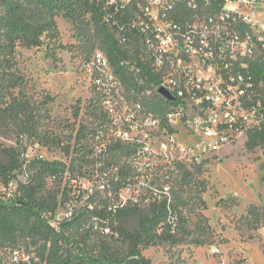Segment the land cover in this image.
<instances>
[{
  "label": "rangeland",
  "instance_id": "rangeland-1",
  "mask_svg": "<svg viewBox=\"0 0 264 264\" xmlns=\"http://www.w3.org/2000/svg\"><path fill=\"white\" fill-rule=\"evenodd\" d=\"M144 2L123 0L124 12L133 17L142 12ZM226 7L243 14L254 9L264 19V0H228ZM56 24V34L44 35L37 48H17L15 59L17 70L28 80L23 92L30 102L37 104L46 96L52 98L45 105L48 117L42 112V134L57 136L62 144H39L0 130V160H6L4 152L13 149L20 164L8 187L0 184V199L6 201L9 194L19 193L20 184L30 181V163L34 159L64 163L69 172L45 179L37 198L56 203L55 212L48 216L51 224L72 240L82 242L87 251L99 239L112 236L110 228L93 218L91 208L85 204L93 200L98 204V198L106 196L103 188L97 187L102 178L114 194L110 200L114 203L125 204L146 190L164 187L170 198L178 196L181 200L178 210L183 219L175 221L181 240L143 249L141 254L150 264H264L263 146L248 149L247 139L243 138L217 153L189 160L191 154L200 152L196 149L200 141L179 128L175 147L165 155L159 144L161 134L146 138L147 129L142 124L132 128L134 124L126 122L125 117L118 125L129 130L134 141H119L105 111V99L124 109L140 102L148 110L146 99L115 71L118 87L107 92L99 90L92 57L95 52H103L100 45L97 42L91 49L79 41L71 24L61 17ZM116 37L128 61L147 60L142 39L134 32L126 29L125 39L120 33ZM4 102L7 99H0V106ZM189 148L191 154L182 152ZM123 176L127 177L119 189L114 184ZM88 196L92 198L87 201ZM124 225L131 229L136 220H127ZM119 244L123 250V243ZM34 250L20 241L2 248L0 260L9 262L11 254L19 252L22 260L18 264H40Z\"/></svg>",
  "mask_w": 264,
  "mask_h": 264
},
{
  "label": "trees",
  "instance_id": "trees-1",
  "mask_svg": "<svg viewBox=\"0 0 264 264\" xmlns=\"http://www.w3.org/2000/svg\"><path fill=\"white\" fill-rule=\"evenodd\" d=\"M214 1L212 0L213 6L210 9L200 12H212L218 6ZM106 2L107 0L0 1V99H7L0 106V130L12 131L18 138H28L39 144L50 143L55 147L62 144L57 136L42 134V112H45L43 116L47 118L45 105L52 98L46 96L37 104L30 102L23 92L28 80L17 70L15 59L17 48H37L44 35L56 34V19L59 17L68 21L77 39L91 49L98 42L114 71L126 79L127 83H131L134 91L138 90L134 82L135 73L120 64L121 60H128V57L120 49V40L116 37L132 15L109 7ZM170 13L172 19L183 22L190 20L195 12L175 4ZM113 21L115 24H112ZM137 64L143 66L139 62ZM140 76L145 79L147 86L159 84V80L146 66L141 68ZM146 103L149 111L159 115L170 105V102L160 97L147 100ZM259 144L264 145V132L250 133L246 147L253 149ZM66 153H70V145L66 147ZM4 155L6 160H0V184L8 187L20 164L13 149L6 150ZM30 167V181L26 185L20 184L19 193L15 192L11 200L0 199V250L24 241L35 247L34 253L40 264H150L141 254L143 249L165 243L174 244L181 240L176 233L175 222L183 219L178 210L181 201L178 196L170 198L168 191L165 192L164 187H161L146 190L141 196H134L135 202L130 200L125 204L114 203L110 201L114 194L102 178L97 187H102L106 196L98 198V204L95 200L85 204L86 208H91L89 213H92L93 218L110 228L112 236L109 239H99L86 251L82 242H76L64 231L50 226L49 217L55 212L56 203L37 198L45 179L61 177L69 172V168L62 162L38 158L31 161ZM126 177L120 178L114 186L122 188L123 185H120ZM93 192L92 196L95 194ZM92 196H88L87 201ZM130 219L136 220V225L128 229L124 222ZM114 235L118 238H113ZM119 242L123 243V250ZM9 262L0 260V264H11Z\"/></svg>",
  "mask_w": 264,
  "mask_h": 264
},
{
  "label": "built area",
  "instance_id": "built-area-1",
  "mask_svg": "<svg viewBox=\"0 0 264 264\" xmlns=\"http://www.w3.org/2000/svg\"><path fill=\"white\" fill-rule=\"evenodd\" d=\"M215 1L218 6L212 12L201 13L211 8L212 0H145L142 12L120 28L123 38L129 29L142 39L147 60L140 64L159 80L158 85L147 86L140 76L143 66L123 59L120 64L135 73V92L146 101L160 97L170 105L159 115L145 110L140 102L124 109L105 99L104 108L119 141H134L129 130L119 127L121 117L134 124L132 128L142 124L146 138L161 134L159 144L165 155L175 147L179 128L197 137L199 156L191 154V148L182 150L191 154L189 160L217 153L238 139H248L250 133L264 132V19L254 9L238 13L226 7L228 0ZM106 3L124 11L123 0ZM175 4L194 11L192 18L183 22L172 19ZM138 19L140 23H135ZM92 66L99 90L118 87L114 68L103 52L94 53ZM160 89L170 99L163 97ZM13 196L9 194L7 200ZM130 200L135 202L134 196ZM21 260L19 252L12 253L11 264Z\"/></svg>",
  "mask_w": 264,
  "mask_h": 264
},
{
  "label": "water",
  "instance_id": "water-1",
  "mask_svg": "<svg viewBox=\"0 0 264 264\" xmlns=\"http://www.w3.org/2000/svg\"><path fill=\"white\" fill-rule=\"evenodd\" d=\"M0 1H1V0H0ZM159 93H160L163 97H165V98H167V99H170L169 94H168L164 89H160V90H159Z\"/></svg>",
  "mask_w": 264,
  "mask_h": 264
}]
</instances>
